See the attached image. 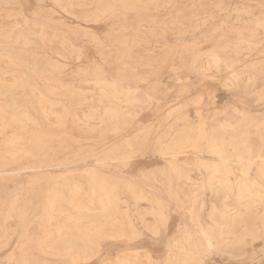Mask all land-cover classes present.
Masks as SVG:
<instances>
[{"label":"rangeland","instance_id":"1","mask_svg":"<svg viewBox=\"0 0 264 264\" xmlns=\"http://www.w3.org/2000/svg\"><path fill=\"white\" fill-rule=\"evenodd\" d=\"M54 1L0 0V264H118L121 255L131 264H146L141 253L145 248L152 252L151 264H167L168 254L177 253L176 241L193 236V223L213 225L210 212L214 224L234 222L236 235L245 239L243 249L231 259L217 255L216 264H264V230L259 220L264 215V196L258 199L251 193L243 198L238 189V179H254L264 194V180L259 179L255 164L259 157L264 160V0ZM20 13L27 19L24 29L34 34L28 45L3 38L21 30L19 25L12 28L22 22ZM41 31L43 38L38 35ZM213 58L229 69L212 66ZM231 71L236 84H230ZM104 86L109 99L100 96ZM32 87L57 104L50 110L54 114L42 108L38 95L29 93ZM122 91H128L130 98L114 97ZM103 164L119 187L114 201L124 216H132L141 236L130 238L127 229L121 234L116 229L111 232L114 235L102 231L91 239L93 250L88 249L92 252L82 251L76 261L64 251L65 244L77 249L79 241L71 235L64 245L54 242L56 255L36 252L26 239L30 234L35 238L37 224L48 230L60 223V217H68L71 226L75 218L77 224L89 225V220L112 218L81 182L72 188L69 182L57 181L65 174L99 169ZM242 165L250 166L247 174L241 173ZM213 167L230 183L226 199L208 185ZM185 171L189 179H183ZM142 190L143 200L130 194ZM148 190L155 191L162 202L156 203ZM68 194L80 200L84 214L68 205ZM184 199L193 200L191 216L190 202L179 203ZM51 204L57 205L53 207L58 216L48 223L46 210Z\"/></svg>","mask_w":264,"mask_h":264},{"label":"bare ground","instance_id":"2","mask_svg":"<svg viewBox=\"0 0 264 264\" xmlns=\"http://www.w3.org/2000/svg\"><path fill=\"white\" fill-rule=\"evenodd\" d=\"M56 1V0H55ZM54 1V3H56ZM99 1H101V0H99ZM133 1V0H132ZM97 2V1H96ZM99 4H100V2H99ZM150 4V3H149ZM148 4V5H149ZM147 5V6H148ZM60 6H62V5H60ZM65 6H66V4H65ZM72 6V5H71ZM68 7V6H67ZM105 7V6H104ZM61 8H63V7H61ZM59 9H60V7H59ZM68 9V8H67ZM71 9V8H70ZM73 10H74V8H73ZM126 10V9H125ZM105 11V10H104ZM109 11V10H108ZM245 11V10H244ZM8 12V11H7ZM89 12V11H88ZM103 12V11H102ZM4 13V12H3ZM85 13V12H84ZM110 13V12H109ZM129 14V13H128ZM6 15V17L8 18V14H5ZM20 15V16H19ZM19 15H17V16H19V17H21L22 18V22L20 23V22H18L19 24H17V23H15L14 25H13V29H15L18 25L21 27V30L20 31H17L16 33H6L5 35H3V38H5V41L6 42H10V43H12V42H14V43H16V44H18V42L21 44H24V45H28V43H29V41H30V37L32 36V35H34L32 32H31V30H28L27 29V27H26V29H24V26L27 24V22H26V18L24 17V14L23 13H20ZM80 15V14H79ZM112 16V15H111ZM107 18V17H106ZM79 19V18H78ZM105 19V18H104ZM12 20V19H11ZM21 20V19H20ZM8 22V21H7ZM38 22V21H37ZM10 23V22H9ZM32 24V23H31ZM35 24V23H34ZM36 27V26H35ZM38 28V27H37ZM43 29V28H42ZM41 29V30H42ZM45 29V28H44ZM192 29H194V28H192ZM47 31V30H46ZM50 33V32H49ZM38 35L40 36V37H42L43 38V33H42V31L41 32H38ZM50 35V34H49ZM0 36L2 37V34H1V32H0ZM47 37V36H46ZM52 37V36H51ZM52 39V38H51ZM46 40V39H45ZM145 40V39H144ZM47 41H49V40H47ZM56 41V40H55ZM150 42V41H149ZM44 43V42H43ZM264 43V42H263ZM62 45V44H61ZM49 46V45H48ZM55 46V45H54ZM70 46V45H69ZM26 47H28V46H26ZM71 47V46H70ZM255 47V46H254ZM263 47V46H262ZM71 49V48H70ZM154 50V49H153ZM75 51V50H74ZM72 52V51H71ZM76 52V51H75ZM19 53H21V52H19ZM29 53V52H28ZM5 54H7V53H5ZM4 54V55H5ZM73 54L74 55H77L76 53H74L73 52ZM3 55V56H4ZM25 55V54H24ZM27 55V54H26ZM255 55L256 54H254V57H255ZM59 56V55H58ZM17 57V56H16ZM4 58V57H3ZM12 58V57H11ZM62 58V57H61ZM66 58V57H65ZM73 58V57H72ZM209 58H212V57H209ZM2 59V58H1ZM7 59V58H6ZM46 59V58H45ZM211 60V59H210ZM15 61V60H14ZM18 61V60H17ZM24 60H22V62H23ZM211 61H209V63H210ZM213 62H214V64L215 65H212V66H214L215 68H218L219 66H220V68H219V70L221 71V69H225V68H228L227 67V64H224L223 66L222 65H220V60L218 59V58H213ZM15 63H19V62H15ZM24 63H26V64H28L27 62H24ZM23 63V64H24ZM205 63L206 64H208V62L207 61H205ZM204 63V64H205ZM20 64V63H19ZM18 64V65H19ZM26 64H24L23 66H26ZM49 64V63H48ZM206 64L205 65H203V71H202V74L203 75H205V73L206 72H204L205 70L207 71V69L205 68V66H206ZM245 64V63H244ZM21 65V64H20ZM33 65V64H32ZM35 65V64H34ZM37 66V65H36ZM52 66H54V65H52ZM211 65H210V68L212 67ZM35 67V66H34ZM26 68V67H25ZM31 68V67H30ZM36 68V67H35ZM37 69V68H36ZM53 69V67L51 68V70ZM205 69V70H204ZM229 69V68H228ZM226 70V69H225ZM11 71V70H10ZM227 71V70H226ZM229 71V70H228ZM15 72V71H14ZM33 72V71H32ZM230 72V71H229ZM229 72H227V73H229ZM232 72V71H231ZM2 73V75H4L3 74V71L1 72ZM226 73V74H227ZM10 73H8L6 76H8ZM13 73H11V75H12ZM220 74H222V73H220ZM232 74H233V72H232ZM10 75V76H11ZM15 75V74H14ZM1 76V75H0ZM5 76V75H4ZM21 76H24V75H21ZM92 76V75H91ZM228 76V75H227ZM227 76H225L226 78H227ZM12 77V76H11ZM214 77H216V76H214ZM2 78V77H1ZM1 78H0V80H1ZM7 78H10V77H7ZM14 78V77H13ZM18 78H19V76H18ZM18 78H17V80H18ZM33 78V77H32ZM222 78V77H221ZM220 77L218 78L217 77V80H219V82H220V80H222ZM225 78V79H226ZM237 77H235V74H233L232 75V79H230V84H232V83H235L236 82V80L238 81V79H236ZM15 79V78H14ZM13 79V80H14ZM4 80V79H3ZM11 80V82H12V79H10ZM216 80V81H217ZM224 80V79H223ZM7 81V80H6ZM15 81H16V79H15ZM25 81V80H24ZM232 81V82H231ZM3 82V81H2ZM14 82V81H13ZM18 82V81H17ZM22 82V81H21ZM16 83V82H15ZM28 83V82H27ZM224 83V85L226 84V85H229V84H227V82L225 83V81L223 82ZM229 83V82H228ZM2 84V83H1ZM236 84V83H235ZM234 84V85H235ZM2 85H4V84H2ZM23 85V84H22ZM6 86V85H5ZM233 86V85H232ZM8 87V86H7ZM29 87H30V85H29ZM238 87V86H237ZM9 88V87H8ZM70 88H72V87H70ZM104 89H101V93H100V96H101V98L102 99H109V91H108V93H107V91H106V89L108 90V87H106V86H104L103 87ZM110 89H112L111 87H109ZM9 89H11V88H9ZM25 89V88H24ZM88 89H89V87H88ZM1 90H2V88H1ZM1 90H0V92H1ZM92 90V89H91ZM94 90V89H93ZM33 93V94H36L35 96H37L38 97V100L37 101H39L40 100V104H41V106H42V108H45L46 110H47V113H53L54 114V112H52V111H50V110H54L53 108L57 105V104H54V103H52V102H50V100H48V99H46V98H44V97H42L43 95H40V93L34 88V87H32L31 89H29V93H31V92ZM70 91V90H69ZM76 91H78V90H76ZM80 91V90H79ZM112 91H113V89H112ZM71 93H72V91H70ZM125 92V91H124ZM123 91L121 92V96H119V94H118V96H114L115 98L116 97H119L118 99L119 100H121V101H124L127 97H129V95H128V93H126V92H128V91H126L125 93H124ZM50 93V92H49ZM91 93V92H90ZM110 93H111V91H110ZM31 95V94H30ZM52 95V94H51ZM50 95V96H51ZM112 95V94H111ZM117 95V94H116ZM128 95V96H127ZM31 96H33V95H31ZM90 97V96H89ZM0 98H1V96H0ZM7 98V97H6ZM130 98V97H129ZM35 99V98H34ZM118 99H116V100H118ZM2 100V99H1ZM12 101H13V99H12ZM78 101V100H77ZM107 101V100H106ZM111 101V100H110ZM3 102H5V101H3ZM86 102V101H85ZM84 102V103H85ZM114 102V101H113ZM126 102V101H125ZM128 102V101H127ZM62 103V102H61ZM78 103V102H77ZM81 103H83V102H81ZM115 103V102H114ZM122 103V102H121ZM124 103V102H123ZM8 104V103H7ZM117 104V103H116ZM130 104V103H129ZM39 105V104H38ZM77 105V104H76ZM131 105V104H130ZM13 106H15V105H13ZM40 106V107H41ZM124 106V105H123ZM7 107V106H6ZM10 107V106H9ZM59 107V106H58ZM87 107V106H86ZM110 107H112V106H110ZM115 107V106H114ZM14 108H16V107H14ZM63 108V107H62ZM61 108V109H62ZM116 108H117V105H116ZM122 108V107H121ZM124 108V107H123ZM45 109L43 110L44 112H45ZM64 109V108H63ZM62 109V110H63ZM112 110V109H111ZM116 110V109H115ZM6 111V110H5ZM16 111V110H15ZM42 111V112H43ZM66 111H68V110H66ZM2 112V111H1ZM41 112V111H40ZM43 112V113H44ZM56 113V112H55ZM13 114H14V112H13ZM16 114V113H15ZM19 114V113H18ZM57 114V113H56ZM46 115V114H45ZM44 115V116H45ZM52 115V114H51ZM66 115H68V114H66ZM12 116V115H11ZM16 116V115H15ZM19 116V115H18ZM43 116V117H44ZM58 116V115H57ZM23 117V116H22ZM46 117V116H45ZM49 117H51V116H49ZM48 117V118H49ZM54 117V116H53ZM82 117V116H81ZM81 117H80V120H81ZM18 118V117H17ZM60 118V117H59ZM84 118V116L82 117V119ZM102 118V117H101ZM51 119V118H50ZM49 119V120H50ZM98 119V118H97ZM243 119V118H242ZM1 120V119H0ZM15 120V119H14ZM56 120V119H55ZM79 120V119H78ZM77 120V121H78ZM86 120V119H85ZM88 120H89V118H88ZM105 120V119H104ZM12 121V120H11ZM62 121V120H61ZM111 121V120H110ZM118 121V120H117ZM124 121V120H123ZM52 122V121H51ZM87 122V121H86ZM86 122H85V124H86ZM8 123V122H7ZM88 123V122H87ZM91 123V122H90ZM89 123V124H90ZM101 123V122H100ZM199 123V122H198ZM56 124H57V122H56ZM62 124V123H61ZM82 124H84V123H82ZM34 125V124H33ZM78 125V124H77ZM96 125V124H95ZM112 125V124H111ZM110 125V126H111ZM9 126V125H8ZM16 126V125H15ZM86 126H87V124H86ZM18 127V126H17ZM60 127V126H59ZM113 127V126H112ZM111 127V128H112ZM53 128V127H52ZM223 128V127H222ZM91 129V128H90ZM145 129V128H144ZM200 129V128H199ZM208 129H209V127H208ZM237 129V128H236ZM114 130V129H113ZM201 130V129H200ZM258 130V129H257ZM142 131V130H141ZM264 131V130H263ZM143 132H144V130H143ZM204 132V131H203ZM209 132V131H208ZM114 134H115V132H114ZM211 136V135H210ZM8 137V136H7ZM55 137V136H54ZM121 137V136H120ZM2 138V137H1ZM119 138V137H118ZM126 138V137H125ZM162 138V137H161ZM224 138V137H223ZM262 138V137H261ZM260 138V139H261ZM264 138V137H263ZM262 138V139H263ZM97 139V138H96ZM93 140V139H92ZM217 140V139H216ZM238 140V139H237ZM104 141V140H103ZM226 141V140H225ZM225 141H223V142H225ZM262 141V140H261ZM215 142V141H214ZM218 142V141H217ZM245 143V142H244ZM58 144V143H57ZM84 144H86V143H84ZM218 145V144H217ZM81 146V145H80ZM103 146V145H102ZM130 146V145H129ZM42 147V146H41ZM40 147V148H41ZM117 147V146H116ZM119 147V146H118ZM262 147V146H261ZM81 148V147H80ZM112 148V147H111ZM129 148V147H128ZM187 148V147H186ZM64 149V148H63ZM85 149V148H84ZM110 149V148H109ZM117 149V148H116ZM190 149V148H189ZM188 149V150H189ZM23 150V149H22ZM37 150V149H36ZM73 150V149H72ZM71 150V151H72ZM108 150V149H107ZM106 150V151H107ZM184 150H185V148H184ZM187 150V151H188ZM191 150V149H190ZM189 150V151H190ZM21 151V150H20ZM127 151V150H126ZM186 151V150H185ZM249 151H251V150H249ZM94 152V151H93ZM102 152V151H101ZM159 152V151H158ZM161 152V151H160ZM21 153H23V152H21ZM117 153H119L118 151H117ZM182 153V152H181ZM251 154H253V153H251ZM258 155V154H257ZM12 156V155H11ZM77 156V155H76ZM221 156V155H220ZM65 157V156H64ZM68 157V156H67ZM198 157V156H197ZM57 158V157H56ZM185 159V158H184ZM240 159V158H239ZM57 160V159H56ZM104 160V159H103ZM256 161H255V164H256V168H257V170H258V174H259V179H263L264 180V160L262 159V158H257V159H255ZM106 161V160H105ZM117 161V160H116ZM195 161V160H194ZM197 161V160H196ZM203 161V160H202ZM73 162V161H72ZM184 162V161H183ZM186 162V161H185ZM240 162V161H239ZM65 163V162H64ZM196 163H198V162H196ZM70 164V163H69ZM73 164V163H72ZM199 164V163H198ZM3 165V164H2ZM64 165H66V164H64ZM186 165V164H185ZM5 166V165H4ZM117 166V165H116ZM180 166V165H179ZM187 166V165H186ZM89 167V166H88ZM93 167H94V165H93ZM110 167V166H109ZM181 167V166H180ZM188 167V166H187ZM214 168V170H212L213 172H212V174H211V178L209 179L210 181H209V183H208V181H207V183H208V185H209V187H210V189H212V192H214V193H217L218 191H221V193L222 194H224L225 195V199H226V197H227V193L230 191V183H229V181H228V179L222 174V173H220V171H219V169L218 168H215V167H213ZM90 169H92V168H90ZM179 169V168H178ZM251 168H250V166H247V165H242V168L240 169L241 170V173L242 174H247L248 172H249V170H250ZM83 170V169H82ZM85 170V169H84ZM231 170V169H230ZM234 170H235V168H234ZM184 171V170H183ZM188 171V170H187ZM187 171H185V173H184V175H183V179H189V173L187 174ZM199 171V170H198ZM228 171V170H227ZM226 171V172H227ZM211 172V171H210ZM236 172H237V169H236ZM179 173H181V172H179ZM178 173V174H179ZM230 173V172H229ZM112 174V173H111ZM110 174V172L108 171V169H107V167L106 166H104V164H103V166L102 167H100L99 169H94V170H89V171H84V172H74V173H68V174H65L64 176H60V177H58V179H57V181L60 183V184H62L63 185V183L64 182H69L68 183V185H69V187H72L73 188V186H75L76 187V185L78 186V183L80 184V182H81V184H83V187H84V189H90V193L92 194V197H93V201H95V203H97V204H100L102 207H103V210L104 211H106V212H109L110 213V215L112 216V218L111 219H109L108 221H106V220H103V219H101V218H97V219H93V220H89V222L91 223V225H89L88 223H83V222H81V224H77L78 223V218H75L73 221L76 223L75 224V226H71L70 225V223H71V221L70 222H68V220H69V218L67 217L66 219L65 218H61L60 217V223H58V224H55V225H53V227L52 228H48V230H46V229H42V227H41V225H38L37 224V226H36V230H35V238L34 237H32L31 236V234L27 237L28 239H26L27 240V242H31V243H33V245L35 246V248L37 249L36 250V252L39 250V251H41V252H46V253H48L49 254V252L50 253H53V254H51V255H56V253H59V250L57 249L58 248V246H57V248H55L54 247V245L56 244H54V242H61V245H64V243L62 244V242L63 241H67V236L68 235H71V237H73L74 238V241H75V239L77 240V242L79 241V243H80V246H79V243H77L78 244V246H79V248H78V246H76V250L74 249L75 248V246L73 247L72 245H67L66 246V244L64 245V248H66V250H64V251H68V253H69V255L68 256H70V258L72 257L74 260L75 259H77L78 257H80L81 255H82V251L84 252V250H87L88 248H92V250H93V246H94V244L92 243V238H94L95 237V235H97L98 233H101L102 231H110V233L112 232V231H114V230H116V229H118L119 230V232H120V234H121V231H123V230H125V229H127V231H128V233H126V236H128V237H130V238H134V237H136V236H139L140 235V232H139V228L137 227V224H134V219H132V216H130L129 214H127L126 216H124L123 215V211H122V207H120L119 206V204H117V202H115L114 200H115V195L117 194V192L119 191V187L116 185V184H114V182H113V180H112V178H114V176L113 175H111ZM191 174V173H190ZM232 175V174H231ZM1 176V175H0ZM179 176V175H178ZM118 176L116 175V178H117ZM237 177V179H238V175L236 176ZM240 177V176H239ZM128 178V177H127ZM130 179V178H129ZM230 179V178H229ZM179 180V179H178ZM190 180H192V179H190ZM180 181V180H179ZM197 181H198V179H197ZM235 181H236V179H235ZM185 182V181H184ZM237 182V181H236ZM75 183H77L76 185H75ZM115 183H116V181H115ZM182 183V182H181ZM186 183V182H185ZM264 183V182H263ZM127 184V183H126ZM201 184V183H200ZM236 184V183H235ZM31 185V184H30ZM61 185V186H62ZM129 185H130V183H129ZM132 183H131V187H132ZM198 185H199V183H198ZM230 186V187H229ZM130 187V188H131ZM201 187V186H200ZM31 188V187H30ZM63 188H64V186H63ZM77 188V187H76ZM196 188H198V186H196ZM237 188V187H236ZM65 189V188H64ZM75 189V188H74ZM73 189V190H74ZM136 189V188H135ZM135 189H133V190H135ZM142 189V188H141ZM141 189H139V191L141 190ZM145 189V188H144ZM143 189V190H144ZM150 189H151V187H150ZM191 189V188H190ZM192 189H194V187L192 188ZM238 189H239V191L241 192V195H243V198L245 197V196H248L249 194H253V195H255L258 199H259V197L261 198V196L263 195L264 196V194L261 192V190L263 189V187L261 186V184L258 182V180H254V179H249V180H245L244 178H241V179H238ZM69 190H71V188H68V190L67 191H69ZM78 190V189H77ZM123 190V189H122ZM131 190H132V188H131ZM130 190V191H131ZM137 190V189H136ZM143 190H142V192H140V193H137V192H132V193H130L131 194V196H133L134 198H135V200H137V199H140V200H143L144 199V196H143ZM197 190V189H196ZM195 190V191H196ZM199 190V189H198ZM75 191V190H74ZM73 191V192H74ZM82 191V190H81ZM153 191V190H152ZM151 190H148V191H145V192H150V194H152L151 196H152V198L154 199V201H156V203H158V202H162V200H161V198L157 195V194H155V191L154 192H152ZM193 191V190H192ZM70 192V191H69ZM69 192H67V193H69ZM73 192H72V194H73ZM76 192V191H75ZM78 192V191H77ZM127 192V191H126ZM128 192H129V190H128ZM144 192V193H145ZM187 192V191H186ZM185 192V193H186ZM197 192V191H196ZM210 192V191H209ZM263 192H264V190H263ZM58 193V192H57ZM59 193H60V191H59ZM193 193V192H192ZM198 193H199V191H198ZM220 193V194H221ZM78 194V193H77ZM149 194V195H150ZM186 194H188V193H186ZM185 194V195H186ZM190 194V193H189ZM218 194H219V192H218ZM221 194V195H222ZM231 194V193H230ZM262 194V195H261ZM69 195L70 194H68L67 196L69 197ZM191 195V194H190ZM216 195V194H215ZM239 195V194H238ZM52 196V195H51ZM59 196H60V194H59ZM76 196V195H75ZM78 196V195H77ZM251 196V195H250ZM254 196V197H255ZM56 197H58V196H56ZM55 197V198H56ZM61 197H63V196H61ZM74 197V196H73ZM91 197V198H92ZM186 197V196H185ZM191 197V196H190ZM194 197H195V195H194ZM194 197H193V199H194ZM241 197V196H240ZM255 197V198H256ZM7 198V197H6ZM50 198H52V197H50ZM67 198V197H66ZM90 197H88V199H89ZM118 197H116V199H117ZM146 198V197H145ZM187 199H188V197H186ZM218 198V197H217ZM228 198V197H227ZM248 198V197H247ZM254 198V199H255ZM12 199H13V197H12ZM49 199V198H48ZM63 199V198H62ZM81 199V198H80ZM164 199V198H163ZM182 199V198H181ZM220 199V198H219ZM251 199V198H250ZM262 199H264V198H262ZM52 200V199H51ZM54 200H57L58 201V199H54ZM59 200H61V199H59ZM67 200H68V202H67ZM120 200V199H119ZM190 200V199H189ZM189 200H187V201H189ZM220 200H222V199H220ZM244 200V199H243ZM247 200V199H246ZM149 202H150V200H148ZM183 201H185L184 203H186L187 201L184 199V200H182V202H179V203H183ZM225 201H227V200H225ZM263 201V200H262ZM53 202V201H52ZM66 202L68 203V205L70 206V207H72L74 210H76V212L77 213H79V215L83 212V214L85 213V211H83V208H82V206H81V203H80V200L78 201V199H74V198H72V197H69V199H66ZM88 202V201H87ZM122 202H125V201H122ZM141 202V201H140ZM190 202V204H191V206H190V209L186 212L188 215H193L192 214V210H194V209H192V204H193V200H191V201H189ZM197 202V201H196ZM254 202V201H253ZM252 202V203H253ZM258 202H260V201H258ZM67 203H66V205H67ZM93 203V202H92ZM147 203V202H146ZM202 203V202H201ZM263 203V202H262ZM262 203L260 204V205H262ZM49 204V203H48ZM91 204V203H90ZM129 204V203H128ZM152 204H154V203H152ZM189 204V203H188ZM253 204H257V202H255V203H253ZM22 205H23V203H22ZM53 205H55V204H53ZM53 205L51 204V208H50V210H46L47 211V214L46 213H44V214H46V216H47V218L46 219H49L47 222L49 223V221L51 220V219H54V218H56V216H58V215H56L55 214V212H54V209H55V207H53ZM83 205V204H82ZM161 205V204H160ZM195 205V204H194ZM214 205V204H213ZM1 206V205H0ZM55 206H57V205H55ZM91 206H93V205H91ZM139 206V205H138ZM156 206V205H155ZM181 206H183V205H181ZM180 206V207H181ZM202 206V205H201ZM215 206V205H214ZM27 207V206H26ZM42 207V206H41ZM69 207V208H70ZM84 207V206H83ZM114 207V210L112 209ZM184 207V206H183ZM183 207H181L182 209H183ZM227 207V206H226ZM243 207V206H242ZM1 208V207H0ZM59 208V207H58ZM86 208V207H85ZM213 208V207H212ZM245 208V210H244V212L246 213L247 211H249V207H247V206H245L244 207ZM251 208H253V206L251 205ZM250 208V209H251ZM42 209V208H41ZM44 209H46V208H44ZM73 209H71V210H73ZM151 209H152V206H151ZM185 209V208H184ZM183 209V210H184ZM214 209V208H213ZM256 209V208H255ZM254 209V210H255ZM59 209H57V211H58ZM88 210V209H87ZM86 210V211H87ZM182 210V211H183ZM233 210V209H232ZM258 210V209H257ZM55 211H56V209H55ZM66 211V210H65ZM89 211H90V209H89ZM88 211V213H92L93 214V212H89ZM100 211V210H99ZM131 211V210H130ZM230 211V210H229ZM61 212V211H60ZM59 212V214H61ZM75 212V213H76ZM98 212V211H97ZM96 212V213H97ZM213 212V211H212ZM263 212V211H262ZM26 213V212H25ZM76 213V214H77ZM182 213H185V212H182ZM248 213V212H247ZM257 213V212H256ZM58 214V213H57ZM82 214V215H83ZM95 214V213H94ZM99 214H100V212H99ZM231 214V213H230ZM240 214V213H239ZM61 215H63L64 216V213H62ZM60 215V216H61ZM78 215V214H77ZM86 215V214H85ZM96 215V214H95ZM100 215H102V214H100ZM132 215V214H131ZM145 215V214H144ZM213 214L210 212V214H209V220L212 222V224L213 225H211V226H208V227H204V226H202V225H200V224H198V223H200V222H198L199 220H200V218H199V220H197V222L198 223H193V225H194V231H193V236H190V235H185V237L181 240V241H176V249H177V253L175 254L173 251H171L168 255H169V257H167V259H169V261L167 262V264H216V256L217 255H219L220 256V258H224V257H227V258H230L231 259V257L237 252V251H239L240 249H243V245H244V236L243 235H241V236H237L236 235V232L233 230V216H232V218L230 217V215H228L229 217V220L231 221V222H233V223H228L227 222V224H214L213 223V216H212ZM236 215V214H235ZM256 215V214H255ZM262 216L261 217H259V220H260V222H261V224H260V228L262 229V230H264V215L263 214H261ZM45 216V215H44ZM71 216V215H70ZM158 216V215H157ZM195 216V215H194ZM237 216V215H236ZM235 216V217H236ZM258 216V215H257ZM21 217V216H20ZM42 217V216H41ZM161 217V216H160ZM227 217V216H226ZM45 218V217H44ZM58 218V217H57ZM136 218V217H135ZM197 218H198V215H197ZM250 218V217H249ZM23 219V218H22ZM37 219V218H36ZM193 218L191 217V220H192ZM236 219V218H235ZM7 220V219H6ZM56 220V219H55ZM70 220H72V219H70ZM84 220H86V221H88V218H86V219H84ZM141 220V219H140ZM41 222H42V220H40ZM46 221V220H45ZM209 221V222H210ZM52 222V221H51ZM74 222L72 223V224H74ZM210 222V223H211ZM28 223V222H27ZM36 223V222H35ZM37 223H38V221H37ZM47 223V224H48ZM243 223H245V222H243ZM255 223V222H254ZM11 225V224H10ZM78 225V226H77ZM43 226V225H42ZM48 226H50V225H48ZM1 227V226H0ZM4 227V226H3ZM8 227V226H7ZM28 227V226H27ZM34 227V226H33ZM45 227V226H44ZM257 227V226H256ZM256 227H254V229L256 228ZM8 229V228H7ZM235 229V228H234ZM249 229V228H248ZM253 229V228H252ZM29 230V229H28ZM154 230V229H153ZM152 230V231H153ZM30 232V231H29ZM25 233V232H24ZM109 233V235H111ZM114 233H118V232H114ZM190 233V232H189ZM252 233V232H251ZM254 233V232H253ZM257 233V232H256ZM259 233L260 232H258V235H259ZM7 234V233H6ZM13 234V233H12ZM33 234V233H32ZM154 234H155V232H154ZM112 235H114V234H112ZM118 236H120L119 234H117ZM123 235V234H122ZM248 235H251V234H248ZM141 236V235H140ZM8 237V235L6 236V238ZM109 237V236H108ZM107 237V238H108ZM123 237V236H122ZM250 237V236H249ZM97 238V237H96ZM245 238H246V236H245ZM251 238V237H250ZM253 238V237H252ZM254 238H255V236H254ZM10 239V238H9ZM129 239V238H128ZM70 240V239H69ZM94 240V239H93ZM109 240V239H108ZM25 241V240H24ZM57 242V244H59ZM71 242H72V240H71ZM24 243V242H23ZM67 243V242H66ZM70 243V242H69ZM74 243V242H73ZM99 243V242H98ZM1 244V243H0ZM4 244V243H3ZM56 244V245H57ZM72 244V243H71ZM96 244V243H95ZM174 244V245H175ZM251 244V243H250ZM253 244V243H252ZM22 246V245H21ZM253 246V245H252ZM251 247V246H250ZM21 248V247H20ZM35 248H34V250H35ZM62 248H63V246H62ZM63 248V249H64ZM97 248H98V246H97ZM101 248H102V246H101ZM2 249V248H1ZM63 249H61V250H63ZM90 249H88V251L90 250ZM32 250V249H31ZM74 250H75V252H74ZM21 251V250H20ZM33 251V250H32ZM91 251V250H90ZM99 251V250H98ZM170 251V250H169ZM92 252V251H91ZM19 253V252H18ZM85 253V252H84ZM89 253V252H88ZM87 253V255H89ZM96 253V252H95ZM141 253H144V255H145V258H144V260L142 259V257H141V259L144 261V263H146V264H151V262H150V259H151V254H152V252H150L147 248H145L144 249V251L143 252H141ZM36 254V253H35ZM64 254H66V252L64 253ZM86 254V253H85ZM85 254H83V256L85 255ZM138 254H139V252H138ZM264 254V253H263ZM60 255L61 256H63L61 253H60ZM95 255V254H94ZM127 255V254H126ZM131 256H132V254H130ZM134 255V254H133ZM141 254H139L138 256H137V254H136V256L137 257H139ZM23 256V255H22ZM30 256V255H29ZM43 256V255H42ZM58 256V255H57ZM66 256V255H65ZM135 256V257H136ZM153 257H154V255H152ZM88 257V256H87ZM86 257V258H87ZM121 257V258H120ZM119 257V260L117 261L118 262V264H131V260L129 261L128 260V257H127V259H124V257L122 258V255ZM132 257H134V256H132ZM256 257V256H255ZM52 258V257H51ZM58 258H59V256H58ZM70 258H68L69 260H70ZM83 258H85V257H83ZM130 258V257H129ZM17 259V258H16ZM16 259H15V261H16ZM19 259V258H18ZM24 259V258H23ZM78 259H80V258H78ZM77 259V260H78ZM81 259H82V257H81ZM90 259V258H89ZM118 259V258H117ZM12 260V259H11ZM41 260V259H40ZM73 260V261H74ZM116 260V259H115ZM134 260V259H133ZM227 260V259H226ZM229 260V259H228ZM14 261V262H15ZM21 261H22V258H21ZM21 261H19V262H21ZM23 261H26V260H23ZM35 261V260H34ZM72 261V260H71ZM76 261V260H75ZM82 261V260H81ZM135 261V260H134ZM134 261H133V263H134ZM138 261V260H137ZM10 262H12V261H10ZM27 262V261H26ZM70 262V261H69ZM153 262V261H152ZM156 262V261H155ZM219 262V261H218ZM17 263V262H16ZM16 263H14V264H16ZM22 263V262H21ZM35 263H38V262H35ZM60 263V262H59ZM75 263V262H74ZM219 263H221V262H219ZM23 264V263H22ZM25 264V263H24ZM31 264H32V262H31ZM43 264H45V263H43ZM76 264V263H75ZM138 264V263H137Z\"/></svg>","mask_w":264,"mask_h":264}]
</instances>
